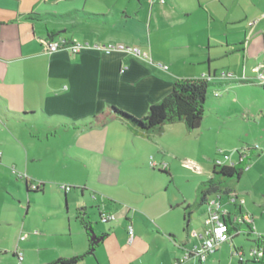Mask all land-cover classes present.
Segmentation results:
<instances>
[{
    "label": "crops",
    "instance_id": "obj_1",
    "mask_svg": "<svg viewBox=\"0 0 264 264\" xmlns=\"http://www.w3.org/2000/svg\"><path fill=\"white\" fill-rule=\"evenodd\" d=\"M43 38L78 41L90 46L123 43L147 52L152 64L122 54L103 55L91 49L76 56L64 52L43 55L39 42ZM258 64H264V0H0V121L4 124L0 130V193H6L0 204V264H18L15 250L22 253L21 264H28L21 246L35 237L23 232L22 227L18 229L20 223L26 225V220H20L12 209L17 197L9 191L10 183L5 177L8 168L16 166L18 146L9 147V139L27 137L22 123H34L37 136L43 133L48 138L61 137L63 156L89 163L90 156H94L96 183L115 186L123 163L118 152L124 141L129 146L131 141L139 150L136 139L149 142L154 135L135 136L114 119L103 125L80 124L109 111L110 107L143 117L150 105L170 92L175 80L207 79L220 84L213 87L220 89L219 92L210 93L215 98L209 103L212 110L223 106L231 96L222 90L229 92L236 86L258 88L264 97V89L253 71ZM121 69L124 72L120 73ZM223 70L231 76L218 77ZM236 76L241 79H235ZM260 112L264 117V112ZM214 116L212 123L219 119L217 114ZM254 120L261 124L259 116ZM115 121L122 128L112 124ZM21 160L24 169H28L29 161ZM19 177L25 194H29L28 185ZM62 192L66 206L67 192ZM218 199L221 203L222 196ZM105 202L96 204L98 216L99 206L107 209ZM18 203L22 201L18 199ZM28 206L26 203V209ZM76 208V217L86 215L81 200ZM204 208L205 219L206 205ZM128 215L122 224L116 225L117 229L124 226L127 233L130 225L135 234ZM204 219L201 232L196 231L198 234L202 233ZM239 228L242 233L248 230ZM189 232L186 231L184 241L178 238L176 241L172 233H167L169 245L181 255L193 247ZM240 232L235 228L232 237ZM22 234L26 238L19 241ZM106 235L91 254L97 262L96 251L109 237ZM79 254L82 253L64 259ZM186 264L198 262L190 259Z\"/></svg>",
    "mask_w": 264,
    "mask_h": 264
},
{
    "label": "rangeland",
    "instance_id": "obj_2",
    "mask_svg": "<svg viewBox=\"0 0 264 264\" xmlns=\"http://www.w3.org/2000/svg\"><path fill=\"white\" fill-rule=\"evenodd\" d=\"M223 74L231 76L230 72L223 70L218 77ZM235 79L241 78L236 76ZM212 90L210 88L207 92L204 118L198 129L188 131L182 123L165 125L163 133L154 134L152 141L136 139L139 150L131 141V147L124 141L118 152L123 163L119 183L115 186L96 183L94 156H90V163L63 156L61 137L48 138L43 133L37 136L33 131L34 123H22L27 137L9 139V147H18L14 157L16 166L9 167L5 177L10 183L9 191L17 197L12 209L20 220H26V225L20 223L18 229L22 227L23 232L35 235L21 246L26 262L46 264L57 257L87 252L89 237L79 219H75L76 205L80 200L86 207L84 220L91 223L93 232L109 237L96 251L98 262L89 254L77 264H170L181 259L179 250L169 245L167 233H172L176 241L177 238L186 239L183 209L195 203L199 183L211 177L212 166L216 163L237 165L235 151L247 148L246 166L240 180L231 179L227 184H234L239 199L240 213L236 212L235 216H251L253 233L247 236L240 232L232 239V245L243 252L240 264H264V259L253 262L249 255L250 249L255 248V237L264 236V139H261L264 137V117L260 112H264V97L258 88L240 85L229 92L222 90L231 96L223 106L212 110L209 109V103L215 99L213 94L210 96ZM214 114L219 119L212 123ZM258 116L259 125L254 122V117ZM112 124L122 128L116 121ZM3 125L0 121V130ZM245 128L248 131H244ZM27 143L29 146L25 145ZM19 150H22L21 156ZM225 156L230 160H225ZM21 157L23 163L29 161L28 169H24ZM34 158L36 161L32 160ZM15 173L18 177H26L28 186L42 184V193H30L39 188L29 189V194H25ZM63 187L71 188L66 194V206L60 190ZM5 195V191L0 193V204ZM94 195L97 200L93 199ZM18 199L23 204L18 203ZM102 201H106L107 206V209L103 206V210L115 217L112 223L103 224L99 220L95 206ZM26 203L29 204L27 209ZM221 206L233 212L225 196H222ZM128 214L135 232L131 243H128L126 228L117 229L116 226L122 224ZM204 214V206L194 207L187 230L200 233ZM233 215L231 213V218ZM241 227L242 231L247 230L245 225ZM189 239L193 246L199 244L197 238ZM207 264L239 263L231 246L221 244L208 257Z\"/></svg>",
    "mask_w": 264,
    "mask_h": 264
},
{
    "label": "trees",
    "instance_id": "obj_3",
    "mask_svg": "<svg viewBox=\"0 0 264 264\" xmlns=\"http://www.w3.org/2000/svg\"><path fill=\"white\" fill-rule=\"evenodd\" d=\"M221 86L220 84L212 83L207 79H192V80H175L172 84L170 92L162 98L159 102L149 106L145 116L140 119L128 114L125 111L117 110L110 107L109 111L94 116L89 122H83L80 125L89 126L90 124L103 125L108 120H118L135 136L147 137L156 133H161L163 126L182 123L188 131L196 130L204 118V104L207 92L210 88ZM223 86V85H222ZM264 89V85H261ZM246 164L240 163L237 165H218L214 164L211 169V177L199 183L197 187V201L193 205L184 207L183 221L185 223V231L194 207L205 206L209 198L221 197L234 191V184H227V181L234 179L238 182L241 178L242 172ZM165 173V172H163ZM27 185L28 180L20 177ZM42 184H39L40 190L28 193L36 194L42 193ZM69 191H70V187ZM65 192V191H64ZM76 219H79L83 230L88 235V249L87 252L79 254L67 259H57L48 264H77L82 261L85 255L93 254L95 248L99 245H93L90 241L91 232H93L92 225L84 220L81 214H78ZM229 227V232L234 230L233 222L230 219L226 220ZM245 232L247 236L251 235L249 227ZM97 236V235H96ZM107 235L103 234L104 239ZM99 237V236H98ZM169 237H172L171 235ZM102 239V240H103ZM254 243L259 244L258 237L255 238ZM240 264V262H239Z\"/></svg>",
    "mask_w": 264,
    "mask_h": 264
},
{
    "label": "built area",
    "instance_id": "obj_4",
    "mask_svg": "<svg viewBox=\"0 0 264 264\" xmlns=\"http://www.w3.org/2000/svg\"><path fill=\"white\" fill-rule=\"evenodd\" d=\"M252 25V23H250ZM42 46V54L50 55L58 52H64L72 56H76L85 50H93L103 55L112 54H122L124 56L133 57L139 60L147 61L152 64L151 58L147 52H142L136 47L126 46L123 43H100L90 46L87 43H81L78 41H64L62 39L53 40L48 38H43L39 40ZM162 69H166L165 66H159ZM253 71L256 73L258 82L264 85V64H258ZM124 72V69L120 70V73ZM226 75L223 74L222 77ZM229 78V77H227ZM248 149H240L235 152L238 154V164L244 163L245 152ZM1 157V153H0ZM225 160H230L229 156H225ZM218 164V163H216ZM153 165V164H152ZM222 165V164H218ZM234 165V164H227ZM27 180V178L22 177ZM31 190H38L39 184L31 183L28 186ZM62 191L68 192V187L61 188ZM95 195L93 199H95ZM228 205L234 208V219L233 223L236 228V232H240V226L247 225L250 232H252L251 225L253 224V219L248 215L235 216L236 212L240 213L239 209V199L235 192L229 193L227 195ZM264 213V211H263ZM231 213L221 206V203L217 197L209 198L206 203V217L203 222L202 233L198 234L196 231L192 230L189 232L190 237L198 238L201 242L193 246L189 250H185L182 258L179 260H174L170 264H186L190 259H195L198 264H205L207 257L214 253L216 248L221 244H229L234 251V255L237 256L238 262L242 263L243 252L242 250H237L231 245L232 235L229 232V227L226 224L227 219H231ZM99 220L103 224L111 223L115 220L113 214H110L103 210V205L99 206ZM127 233L130 241L133 237V229L129 225L127 227ZM26 238L25 234L19 237V241H24ZM259 244L255 245L254 249H250L249 255L253 262L262 261L264 258V236L258 235ZM1 253V252H0ZM16 255L18 264H21L23 256L21 252L14 251Z\"/></svg>",
    "mask_w": 264,
    "mask_h": 264
},
{
    "label": "water",
    "instance_id": "obj_5",
    "mask_svg": "<svg viewBox=\"0 0 264 264\" xmlns=\"http://www.w3.org/2000/svg\"><path fill=\"white\" fill-rule=\"evenodd\" d=\"M102 237L101 236H96V234L94 232H91V236H90V241L92 242L93 245H97L102 241Z\"/></svg>",
    "mask_w": 264,
    "mask_h": 264
},
{
    "label": "bare ground",
    "instance_id": "obj_6",
    "mask_svg": "<svg viewBox=\"0 0 264 264\" xmlns=\"http://www.w3.org/2000/svg\"><path fill=\"white\" fill-rule=\"evenodd\" d=\"M108 224V223H107ZM247 226V225H246ZM248 227V226H247ZM231 235H232V231H231ZM232 239H233V237H232ZM232 239H231V245H232ZM233 246V245H232Z\"/></svg>",
    "mask_w": 264,
    "mask_h": 264
}]
</instances>
